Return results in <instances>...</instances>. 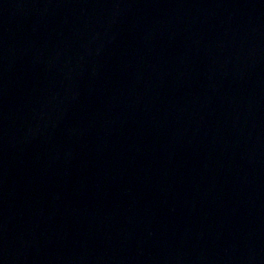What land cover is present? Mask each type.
I'll list each match as a JSON object with an SVG mask.
<instances>
[{
    "label": "water",
    "instance_id": "obj_1",
    "mask_svg": "<svg viewBox=\"0 0 264 264\" xmlns=\"http://www.w3.org/2000/svg\"><path fill=\"white\" fill-rule=\"evenodd\" d=\"M0 264H264V0H0Z\"/></svg>",
    "mask_w": 264,
    "mask_h": 264
}]
</instances>
